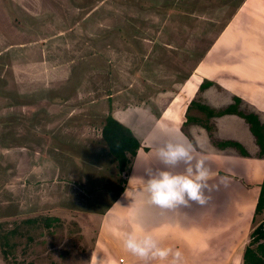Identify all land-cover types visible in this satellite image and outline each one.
<instances>
[{"label":"rangeland","instance_id":"rangeland-1","mask_svg":"<svg viewBox=\"0 0 264 264\" xmlns=\"http://www.w3.org/2000/svg\"><path fill=\"white\" fill-rule=\"evenodd\" d=\"M263 1L188 0L182 9L175 0H0V264H89L93 253L103 264H145L123 246L134 229L179 250L181 264H243L264 212L233 209L235 224L208 222L204 233L198 218L173 227L198 204L134 203L147 170L164 167L157 149L183 142L180 132L198 154L208 145L245 156V169L259 161ZM109 113L141 142L121 203L110 187L125 178L101 135ZM260 173L250 176L261 181Z\"/></svg>","mask_w":264,"mask_h":264},{"label":"clouds","instance_id":"clouds-1","mask_svg":"<svg viewBox=\"0 0 264 264\" xmlns=\"http://www.w3.org/2000/svg\"><path fill=\"white\" fill-rule=\"evenodd\" d=\"M157 156L164 167L157 171L147 170L144 194L149 203L165 210L208 203L211 198L209 193L213 189L209 180L214 173L207 166L206 160L194 153L190 144L170 140L157 149ZM181 165L182 170L177 171ZM127 195L126 191L124 196L127 198ZM123 246L145 264H150L151 261L181 264L182 261L179 250L173 251L161 246L151 232L141 233L135 229L129 231L123 235ZM89 264H103V259H98L93 253Z\"/></svg>","mask_w":264,"mask_h":264},{"label":"crops","instance_id":"crops-1","mask_svg":"<svg viewBox=\"0 0 264 264\" xmlns=\"http://www.w3.org/2000/svg\"><path fill=\"white\" fill-rule=\"evenodd\" d=\"M186 1L188 0H175V2L178 5L183 3L182 9H184L185 7L187 8L185 4ZM256 3H257V0H250L248 4L256 7ZM262 3H263V8H264V1ZM191 78H188L187 80L190 82ZM236 116H239V115H236ZM196 120L197 118H195V121ZM194 131L197 132V134H199L200 129L195 128ZM177 136H178V140L181 139L183 143L190 144L196 155H198L199 157H203L206 160L207 166L212 170L214 175L209 180V184L213 185V189L209 193L211 198L208 201V203L203 206L198 205L197 208L184 210L182 213H179L178 214L179 216L175 217L173 220V224H174L173 227H175V225L178 223L176 221L182 222V225L180 227H185L189 222L191 221L194 222V220L198 218L199 223L202 225V229L204 233H205L206 228L209 227L208 222H210L212 226H215V225L218 226L221 223L222 225L221 229H223V227L228 228L232 226L233 224H235L233 223V220H232L234 218L231 215L233 209H235L239 217H242L244 215L247 217L249 213H250V217H252L256 209L258 197H259L260 190H261V183L263 182V180L257 181L255 179L256 174H255V178H252L250 176V173L252 172V170H256V172L257 171L261 172L260 176L262 175L264 176V171L263 172L261 171L262 170L261 165H264V156H260L259 161L255 165H249L250 169L248 168L245 169L243 165H247L248 158H246L243 155L233 153V152L230 153L228 150L224 151V150L212 149L208 147V145L206 148H203L202 151L198 154L195 150L196 148L194 147V144H193L194 142L192 141V138L189 134L180 132L178 133ZM223 140L237 142L236 139H223ZM238 140L241 141V139H238ZM198 144H200V142ZM255 145L256 146L258 145L259 152H260L261 148L259 144H255ZM201 146L205 147V145H202V142H201ZM252 148H253V145H252ZM139 155H141V152L138 153V156ZM240 165H242V168ZM182 167L183 166L181 165L178 170L180 171ZM145 176H146L145 174L144 175L141 174V182H140L141 186H143L142 180ZM131 178L132 176L130 177V179ZM222 178H223V181H222ZM130 179H129L128 185L130 184V182H132V180ZM261 179H264V177H261ZM128 189H129V186H127V189L125 190V192L127 191V194H128L127 198H129ZM125 192L122 193L120 203L122 201L123 202L126 201V197L124 196ZM143 195H144V191L139 194H135L136 201L134 205L136 204L137 207H141L144 203H146V205L142 207H146L147 204L149 206V201L144 200ZM135 211H138V214H139L140 208L135 209ZM221 220H223V222H221ZM262 221L264 222V220ZM231 232L233 231L231 230ZM233 240H235L234 236H233ZM189 263L193 264L191 262Z\"/></svg>","mask_w":264,"mask_h":264},{"label":"trees","instance_id":"trees-1","mask_svg":"<svg viewBox=\"0 0 264 264\" xmlns=\"http://www.w3.org/2000/svg\"><path fill=\"white\" fill-rule=\"evenodd\" d=\"M211 82L208 81L204 84V87L210 85ZM237 101H241L239 97H236ZM195 101L193 102V104ZM217 114V116L223 115ZM230 113H237L235 111ZM250 113L247 115L249 123H251V129L258 136L260 135L259 126H261L260 120L255 117L256 114ZM238 115H241L238 113ZM242 116V115H241ZM244 117V116H243ZM253 123V124H252ZM101 135L105 143L109 147V153L115 157L117 161V166L119 168V173L124 175L123 186H111L110 189L113 191L124 192L125 184L128 183V176L132 171L134 160L136 159L139 149L141 148L140 139L134 133V131L121 120L116 118L112 113H109L106 118L101 122ZM263 127V126H261ZM262 139V137H260ZM233 146L241 145L238 142L227 141L221 146ZM261 148L262 156H264V140L259 143ZM122 185V184H121ZM264 212V179L261 183V190L258 197L255 213L260 214ZM40 218H28L25 219V223H35L39 222ZM251 240L244 247L243 252V264H264V222L260 223L255 230L250 235ZM9 243V239L6 238L5 244Z\"/></svg>","mask_w":264,"mask_h":264}]
</instances>
